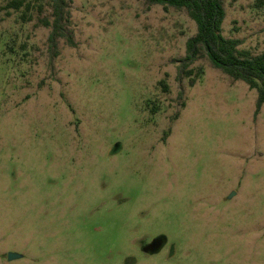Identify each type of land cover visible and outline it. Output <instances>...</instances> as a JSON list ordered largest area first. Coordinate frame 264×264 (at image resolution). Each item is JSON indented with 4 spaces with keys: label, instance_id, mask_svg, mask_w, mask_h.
<instances>
[{
    "label": "rangeland",
    "instance_id": "rangeland-1",
    "mask_svg": "<svg viewBox=\"0 0 264 264\" xmlns=\"http://www.w3.org/2000/svg\"><path fill=\"white\" fill-rule=\"evenodd\" d=\"M13 1L0 0V264H264V106L204 54L178 75L196 33L185 10L66 0L72 44L51 48L48 0ZM222 3L223 37L264 53V0Z\"/></svg>",
    "mask_w": 264,
    "mask_h": 264
},
{
    "label": "trees",
    "instance_id": "trees-1",
    "mask_svg": "<svg viewBox=\"0 0 264 264\" xmlns=\"http://www.w3.org/2000/svg\"><path fill=\"white\" fill-rule=\"evenodd\" d=\"M149 4L185 10L195 23L196 33L186 41L185 57L178 67V75L190 76L192 70L186 69L202 54L210 64L235 81L245 83L255 90V114L264 106V53L251 55L248 51L238 50L240 41L227 39L222 35L225 11L222 0H147ZM51 19H43V25L51 29L48 41L51 48L56 46L58 38H65L72 44L71 36L65 31L69 22L66 12V0H48ZM16 9L23 6L22 0L12 2ZM193 79L190 83L193 84Z\"/></svg>",
    "mask_w": 264,
    "mask_h": 264
},
{
    "label": "water",
    "instance_id": "water-1",
    "mask_svg": "<svg viewBox=\"0 0 264 264\" xmlns=\"http://www.w3.org/2000/svg\"><path fill=\"white\" fill-rule=\"evenodd\" d=\"M164 240L161 238H156L154 239L149 245L145 246L143 248L144 252H153V251H157L158 249L161 248V246L163 245ZM7 258L8 260H13V259H17L20 258V255L15 254V253H8L7 254Z\"/></svg>",
    "mask_w": 264,
    "mask_h": 264
}]
</instances>
